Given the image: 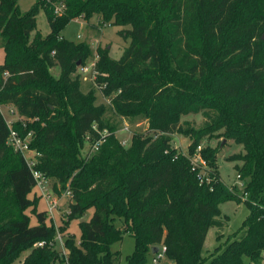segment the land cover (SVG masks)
I'll return each mask as SVG.
<instances>
[{
  "label": "trees",
  "instance_id": "obj_1",
  "mask_svg": "<svg viewBox=\"0 0 264 264\" xmlns=\"http://www.w3.org/2000/svg\"><path fill=\"white\" fill-rule=\"evenodd\" d=\"M58 1L60 14L45 0H35L24 12L17 0H0V104L23 119L12 130L21 137L31 133L28 147L39 154L33 169L55 179L58 193L70 194L60 233L93 209L90 219L78 224V244L72 236L63 241L69 263L117 264L110 247L124 233L134 239L126 264H146L155 247H164L175 264L257 263L264 250V0ZM40 10L49 25L45 36L36 30ZM93 15L103 25L122 27L118 33L129 38L119 59L99 47L96 62V83L105 85L102 94L111 109L144 119L151 132L132 134L127 146L104 122L107 108L95 104L93 88L81 90L77 63L83 64L92 48L60 34L71 20ZM56 66L60 72L54 77ZM199 113L206 121L198 127L180 122ZM93 124L108 133L97 151L81 157L85 136L90 143L100 137ZM174 132L189 137L186 153L173 146ZM8 135L0 113V264H12L26 250L22 264H63L50 245L55 226L46 223V211L37 212L39 197H28L33 174L7 144ZM213 136L243 148L236 158L241 192L222 182L216 147L196 152ZM195 155L206 163L201 179L191 163ZM227 201L249 211L242 235H229L206 260L204 240L209 228L223 227L220 204Z\"/></svg>",
  "mask_w": 264,
  "mask_h": 264
},
{
  "label": "rangeland",
  "instance_id": "obj_2",
  "mask_svg": "<svg viewBox=\"0 0 264 264\" xmlns=\"http://www.w3.org/2000/svg\"><path fill=\"white\" fill-rule=\"evenodd\" d=\"M35 2V0H17V6L21 12L27 11ZM126 29L128 27H125ZM122 27L111 26L109 24H102L101 19L97 15H93L88 21L77 18L71 20L66 27L61 31V37L67 41L74 43L84 42L90 47L96 46L97 48L108 47V55L110 58L117 60L121 56L123 50L129 44V38L124 39L118 32ZM36 30L40 32L41 35L45 36L49 33V25L47 23L45 14L43 10H40L36 16ZM33 35V34H32ZM92 48V47H91ZM4 51L0 41V64L3 62ZM60 69L56 66L51 69V73L54 77L59 75ZM77 73V72H76ZM91 83L81 84V90L86 92L91 88ZM94 92L96 96L95 104H103L106 106L107 110L103 116L105 123L112 126L115 129L116 137L122 141L126 146L129 144L130 137L134 133L151 134L147 129V122L140 118H125L117 115L110 105V101L106 98L102 92L96 87H94ZM1 113L6 120L15 119L16 116H10L6 107L1 108ZM189 122L191 125L198 127L202 125L206 119L202 113L199 114H189L183 116L180 122ZM106 130V129H105ZM156 135L153 134V137ZM170 138L173 146H175L179 151L186 153L187 147L190 143L189 137H185L177 132L170 134ZM201 148L209 146L211 148H217L218 152L216 155V164L218 167L219 175L222 182L231 187L233 185L237 186V189L241 192L243 189V181L238 177L237 167L241 166V161L236 160L237 157L243 154V148L240 145L233 143L232 141H227L222 137L213 136L211 138H204L201 141ZM87 144H84L83 149H81V157H84L87 151ZM204 174V172H203ZM44 189H38L34 187L32 192L29 194V198L32 199L33 195L39 197L37 204V212L46 211L47 206L52 207V213H47L46 223H53L55 226V237L50 242L51 247L56 251L61 250L63 241L67 236H72L76 244H78L80 239L79 223L82 221H88L93 213V209L89 208L85 214L79 219H73L69 222L67 231L60 233L59 226L65 221L66 214L68 213V203L70 200V194L67 192L58 193L60 189V184L55 179L46 178L43 180ZM57 189V191L55 190ZM49 208V207H48ZM221 216L219 219L223 222L222 228L211 227L209 228L206 238L204 240L202 248V257L206 260L210 259L217 246H222L225 244L226 238L237 233L236 237L242 235V231L239 228L242 225L243 220L248 216V209L242 203H236L234 201H227L220 204ZM26 214L30 217V225L34 226L37 224V220L34 214L31 213V208L26 210ZM52 216V217H51ZM227 217L225 219L224 217ZM52 218V219H51ZM52 221V222H51ZM120 221H116V225L120 226ZM217 236H220L217 239ZM62 239V243L59 240ZM134 249V239L129 233H124L122 240L120 242L113 243L110 247L112 253L116 255L117 264H126V257L129 256ZM29 250L20 253L19 257L12 264H22L25 256L28 254ZM154 254L150 252L147 256L146 264H154ZM158 264H175L173 261L169 260L164 254L157 260ZM58 264V262H55ZM253 264V263H252Z\"/></svg>",
  "mask_w": 264,
  "mask_h": 264
},
{
  "label": "built area",
  "instance_id": "obj_3",
  "mask_svg": "<svg viewBox=\"0 0 264 264\" xmlns=\"http://www.w3.org/2000/svg\"><path fill=\"white\" fill-rule=\"evenodd\" d=\"M45 1L52 3L54 14H60L62 12L63 6L58 0H45ZM91 47H92L91 56L83 64H79L77 66L76 75L79 77L81 84L83 83L86 85V83H91L92 86L90 89H92V88L94 89V87L97 86V88L102 92V89L105 85H101V84L96 83V77H97L96 62L98 61V58H99V56L97 54V47L94 45ZM6 76H7V73L4 74V77H6ZM3 107H6V110H8V113L10 116H16V118L12 119V120L4 119L7 126L9 127V135L7 138V144L9 146H11L14 149V151L19 152L23 156L27 166L30 168V170L33 174V177L35 180V187L42 190V189H44L43 180L46 178L40 172L33 169V166L35 165V162H36L39 154L37 152L29 149V147H28V144H29V141L31 138V133H28L26 136L21 137L16 131L12 130L11 125L15 121H21L23 119L18 117L16 110L12 106H5V105L0 104V113L2 112L1 108H3ZM92 130L97 132L100 137L90 143L89 142L90 136L89 135L85 136V141H86V144L88 145V147H87V151L84 154V157H88L89 155H91L92 153L97 151L99 145L103 142L104 136L108 133L107 130H105V129L101 132H98L96 124L92 125ZM125 142H126L125 140L120 141V143L122 145H125L124 144ZM200 149H201V145L196 148V152H198ZM191 163L193 165V168L200 169V171H199L200 175H198V176L201 179L204 175L203 172L206 169L205 161H203L198 155H195L191 158ZM238 177H239V175H238ZM66 192L69 193L68 191H66ZM52 207L53 206H47L46 213L51 214L52 213ZM59 240L62 243V239L60 237H59ZM43 245H44L43 242L37 243V246H39V247L43 246ZM50 245H51V243H50ZM59 252L61 253V255L63 257V260H64L63 264H70L68 261L66 250L64 249L63 243L61 246V250H59ZM164 253H165L164 247H161L160 249H158V251L153 255L154 256L153 263L158 264L157 260ZM254 264H264V250L260 254L259 261L257 263H254Z\"/></svg>",
  "mask_w": 264,
  "mask_h": 264
},
{
  "label": "water",
  "instance_id": "obj_4",
  "mask_svg": "<svg viewBox=\"0 0 264 264\" xmlns=\"http://www.w3.org/2000/svg\"><path fill=\"white\" fill-rule=\"evenodd\" d=\"M78 65H79V63H77V66H78ZM157 250H158V248H157V247H155V248H153V249H152V251H151V252H152L153 254H155V253L157 252Z\"/></svg>",
  "mask_w": 264,
  "mask_h": 264
},
{
  "label": "crops",
  "instance_id": "obj_5",
  "mask_svg": "<svg viewBox=\"0 0 264 264\" xmlns=\"http://www.w3.org/2000/svg\"><path fill=\"white\" fill-rule=\"evenodd\" d=\"M108 48V47H107ZM109 49V48H108ZM159 249H160V247H159ZM158 251V250H157Z\"/></svg>",
  "mask_w": 264,
  "mask_h": 264
}]
</instances>
